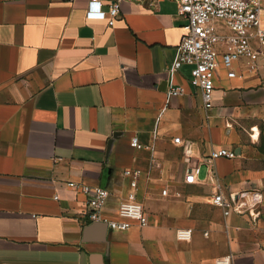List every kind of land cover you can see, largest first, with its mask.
<instances>
[{
    "label": "crops",
    "instance_id": "1",
    "mask_svg": "<svg viewBox=\"0 0 264 264\" xmlns=\"http://www.w3.org/2000/svg\"><path fill=\"white\" fill-rule=\"evenodd\" d=\"M89 1L0 0V264H264V59L235 62V77L220 63L206 111L192 67L169 71L177 0H124L113 26L87 18ZM175 85L185 93L169 96ZM219 148L237 156L211 160ZM127 169L147 226L89 222L68 182L109 189L115 218ZM218 191L250 209L226 216Z\"/></svg>",
    "mask_w": 264,
    "mask_h": 264
},
{
    "label": "built area",
    "instance_id": "2",
    "mask_svg": "<svg viewBox=\"0 0 264 264\" xmlns=\"http://www.w3.org/2000/svg\"><path fill=\"white\" fill-rule=\"evenodd\" d=\"M124 0H107L104 9L103 0H90L87 18L105 19L113 26L121 13ZM159 1V0H157ZM179 13L186 18L184 34L178 47L177 58L169 71L174 72L183 65L191 66V84L202 93L206 111L213 108V90L220 63L226 68L229 77H235L234 63L246 59L250 69H256L260 58L264 59V0H177ZM225 50L219 56L218 47ZM221 57V60H219ZM169 96L177 97L185 93L181 85L171 86ZM208 118V115H207ZM181 143V137L174 138ZM131 144L142 148L137 136L131 138ZM235 150L219 148L211 153V160L221 157L233 159ZM156 162V159H154ZM200 171L199 166L191 167L185 177L186 183H195ZM124 175L129 178L130 190L119 202L117 217L109 218L104 214L111 192L106 187L91 185L85 182H68L86 196L87 209L85 216L89 222H104L113 230H129L134 223L141 227L148 224L144 206L137 198L140 178L138 170L127 169ZM167 195V190H163ZM261 198L257 197V201ZM256 201V202H257ZM213 204L221 207L227 216L231 212L244 213L250 207L238 200L237 196H225L218 191ZM255 202V203H256ZM191 230H178L180 239H188ZM215 264H232V256L227 255L216 259Z\"/></svg>",
    "mask_w": 264,
    "mask_h": 264
},
{
    "label": "water",
    "instance_id": "3",
    "mask_svg": "<svg viewBox=\"0 0 264 264\" xmlns=\"http://www.w3.org/2000/svg\"><path fill=\"white\" fill-rule=\"evenodd\" d=\"M94 224H96V225L98 224V225L102 226L103 228L108 227V225L106 223H104V222H95ZM91 228H93V226H90L88 228V230H90Z\"/></svg>",
    "mask_w": 264,
    "mask_h": 264
},
{
    "label": "rangeland",
    "instance_id": "4",
    "mask_svg": "<svg viewBox=\"0 0 264 264\" xmlns=\"http://www.w3.org/2000/svg\"><path fill=\"white\" fill-rule=\"evenodd\" d=\"M263 16H264V14H263Z\"/></svg>",
    "mask_w": 264,
    "mask_h": 264
}]
</instances>
